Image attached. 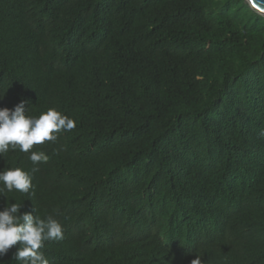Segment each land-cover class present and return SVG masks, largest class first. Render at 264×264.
<instances>
[{
  "label": "trees",
  "instance_id": "16d2710c",
  "mask_svg": "<svg viewBox=\"0 0 264 264\" xmlns=\"http://www.w3.org/2000/svg\"><path fill=\"white\" fill-rule=\"evenodd\" d=\"M0 96L76 122L33 146L46 163L0 156L33 177L0 210L63 226L49 264H264V16L245 0H0Z\"/></svg>",
  "mask_w": 264,
  "mask_h": 264
},
{
  "label": "clouds",
  "instance_id": "9594fccd",
  "mask_svg": "<svg viewBox=\"0 0 264 264\" xmlns=\"http://www.w3.org/2000/svg\"><path fill=\"white\" fill-rule=\"evenodd\" d=\"M260 11L264 12V8ZM75 125L74 119L55 108H48L38 116L27 115L23 100L13 109L0 108V156H4L9 149H19L20 152L30 153L33 165L46 163L49 156L43 151H31L33 146L45 141L54 142L58 133L70 131ZM37 170L34 167L32 172ZM32 179L31 173L19 167L0 170V196L14 189L28 194L33 188ZM21 207L22 204L11 203L0 210V256L6 255L19 242L14 254L18 264H49L40 249L45 241L63 239V226L53 216L41 219L32 212L21 213ZM191 264H202V260L196 256Z\"/></svg>",
  "mask_w": 264,
  "mask_h": 264
},
{
  "label": "water",
  "instance_id": "95a60500",
  "mask_svg": "<svg viewBox=\"0 0 264 264\" xmlns=\"http://www.w3.org/2000/svg\"><path fill=\"white\" fill-rule=\"evenodd\" d=\"M249 6L255 10L261 16H264V12L260 11L261 8H264V0H245Z\"/></svg>",
  "mask_w": 264,
  "mask_h": 264
}]
</instances>
